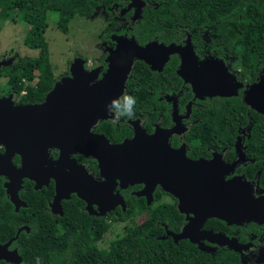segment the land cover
<instances>
[{
	"label": "trees",
	"instance_id": "obj_1",
	"mask_svg": "<svg viewBox=\"0 0 264 264\" xmlns=\"http://www.w3.org/2000/svg\"><path fill=\"white\" fill-rule=\"evenodd\" d=\"M102 3L109 7L114 3L124 5L123 0H0V17L3 19L16 21L11 17L14 12L26 11L31 15L24 43L39 49L36 57L22 58L6 67L9 91L18 103H41L58 81L44 37L48 12L57 13V28L67 33L73 16L89 17ZM154 3L156 6L143 8L141 17L129 29L115 31L116 23L108 20L103 34L134 35L141 45L191 38L201 45L208 44L213 59L228 61L232 57L234 66L242 69V78L252 82L259 80L257 77L261 74L264 77V0H154ZM242 57H246L247 65L242 63ZM65 73L68 74V70ZM143 74L155 77L158 73L137 61L127 83L136 81ZM243 87L247 86L242 83L236 96L208 99L209 120L205 126L214 132V145L229 150H232L238 130L248 129L242 147L253 159L246 166H239L236 172L250 179L259 171L258 185L264 189V115L243 102ZM24 89L26 92L22 94ZM202 126L199 122L198 127ZM108 127L110 130L106 131ZM99 131L114 140L122 137L109 121H102ZM51 153L57 155L56 150ZM90 167L94 170V160ZM140 187L136 184L122 191L125 210L117 207L106 216L89 214L84 201L75 194L62 201V215L49 213L47 218L44 214L39 218L35 215L33 221L28 222L29 232L22 231L15 241L22 257L21 264H37V258L39 264H264V260L253 263L242 252L227 247L200 249L187 239L175 242L166 234L165 226L170 231H179L185 222L184 215L178 211L175 202L157 200L156 192L149 205L144 197L130 193ZM136 216L143 217L141 222L124 226L122 233L107 247L98 246L112 223L125 222ZM263 223L250 220L227 224L217 217H209L206 225L223 231L227 237L239 236L240 241L245 242L251 232L259 234ZM261 255L264 256V248ZM0 264L6 263L0 261Z\"/></svg>",
	"mask_w": 264,
	"mask_h": 264
},
{
	"label": "water",
	"instance_id": "obj_2",
	"mask_svg": "<svg viewBox=\"0 0 264 264\" xmlns=\"http://www.w3.org/2000/svg\"><path fill=\"white\" fill-rule=\"evenodd\" d=\"M139 2L143 4L141 0ZM141 12V7L134 10L130 17L131 25L141 17ZM113 39L116 46L108 53L107 69L102 78L97 79L100 67L87 68L85 60L77 57L70 63L69 76L56 81L41 103L16 104L13 94L0 97V145L5 148L3 156L7 158L18 153L21 156L22 176L34 178L37 182L41 177L33 169L40 168L50 160V177L55 181V195L51 203L53 214H63L61 200L69 198L71 193L86 203L89 214L106 216L117 206L124 211L126 203L121 194L115 191L117 185L125 189L129 185L143 184L144 187L134 194L144 196L149 205L153 190L160 183L166 191L179 198L178 209L181 213H193L179 233L165 226L166 234L175 242L186 238L204 249L207 247L202 239L206 238L242 252L247 245L236 238L212 231L196 234L209 217H217L227 224H242L250 220L261 222L255 217L259 202L252 197V186L243 176L215 183L245 160L239 137L235 143L238 159L231 164H224L222 160L217 162L214 158L204 163L189 161L185 167H177L174 163L171 167H159L158 153L173 151L165 141L159 142L157 130L148 136L134 123V136L121 143H110L104 135L93 131L98 120L110 118L105 106L123 93L135 58L143 60L152 69H158V58L164 61L170 53L179 51L190 54L192 48L189 39L185 47L174 44L165 46L156 41L140 45L133 36L114 35ZM12 63L11 58H0V68ZM222 67L227 76L223 75L216 82L196 80L192 83L194 90L197 91V86L201 88L203 84L207 96H236L242 83ZM243 102L264 115L262 74L257 82L245 89ZM50 149L58 150L57 159H52ZM74 154L95 158L102 180L94 179L84 166L77 164L71 158ZM2 258L11 264H21L22 261L18 255L16 258L0 255Z\"/></svg>",
	"mask_w": 264,
	"mask_h": 264
},
{
	"label": "flooded vegetation",
	"instance_id": "obj_3",
	"mask_svg": "<svg viewBox=\"0 0 264 264\" xmlns=\"http://www.w3.org/2000/svg\"><path fill=\"white\" fill-rule=\"evenodd\" d=\"M135 1L136 2H133L132 0H123L124 5L114 3L113 6L110 7L102 3L98 8H102L104 10L103 12L107 20H110V22L114 21L116 23L115 31L122 28L129 29L132 27L130 17L133 15V12L137 7H141V10H143L146 6H156L154 0H141L143 4H141L139 0ZM114 35L126 38H130L132 36L134 37V35H128L126 33H110L105 36L102 32L99 35V48L102 50V54L96 59V61H94V66L90 67V69L100 67L97 79L102 78L107 69L106 58L108 53L111 48H115L116 46V41L113 39ZM189 41H191L189 43L192 48L190 54L184 51H179L170 53L164 61L158 58V69H152L151 66L143 60L135 58L123 90V93H127L128 95L135 97L137 101L134 109L135 119L129 120L127 117H122L118 126H113L110 123L114 129L119 132V135L122 134V137L119 140L111 139L105 132L99 131V124L102 121H109L110 118L98 120L93 128L94 133L104 135L110 143H121L125 139H130L134 136V123L137 126H140L148 136H152L157 130L159 134V142L162 143L165 141L168 148H171L173 151L172 153H163L162 151L158 153L157 160L159 167H171L173 163L177 167H185L184 165L189 161H201L204 163L211 161L214 158L217 162L222 160L224 164H231L236 161L238 159V155L235 142L239 137L243 143L248 129L238 130V133L234 138L232 150H229L228 147L214 145V132H211L205 126V122L209 120L207 102L211 97L204 94L203 84L201 88L198 85L197 91H195L192 83L196 82V80H210L216 82L223 77V75L227 76L222 65L225 67L227 72L231 73L236 78L237 82L241 81L244 86L246 85L248 87L250 84L257 82L258 80L256 79L257 81L250 82L247 78H242V69L241 67L237 68L234 66V59L232 57L228 61H223L215 57V59H213L211 58L210 52L207 48L208 44L201 45L198 41L194 42L191 38ZM159 43H162V45L165 46L174 44L179 47H185L188 44V40L183 39L180 42L174 43ZM0 58L3 59L8 57ZM137 61H142V63L147 66L148 70L157 72V76L154 77L149 75L146 77L143 74L136 81L127 83L131 78V71ZM67 70L68 74L65 73ZM67 70L64 72L65 74L63 73V75L58 76V80L64 76H69V69ZM257 78L259 79L260 77ZM155 87L157 90L153 91ZM245 89L243 90L245 91ZM7 90L4 93H1L2 91H0V97L13 94ZM243 90L242 92L244 94ZM13 99L16 104H21L18 103L14 94ZM199 122L203 123L201 128L198 127ZM109 130L110 129L108 127L106 131ZM241 149L244 152L245 160L237 164L233 172L215 183L218 184L220 181L225 182L237 176H243V178L251 184L252 192L254 189V194L262 195L264 194V189L260 188L258 185L259 171H256L250 179H247L244 174L236 172V169L239 166H246L251 162V159H253L252 157L246 155L244 147L241 146ZM52 150L56 149L49 150L52 159L55 160L58 158V150H56V156L52 155ZM3 155H5V148L0 145V255L7 256L9 258H16V255L20 257L21 255L15 245V241L22 231L29 232L31 227L28 222H32L35 215L39 218L42 214L46 217L49 213H52L51 203L55 195V181L50 177V160L46 163L44 162L40 168L36 167L33 169L35 173H38V177H41L39 182H37L34 178L22 176L20 172L22 167L21 156L18 153H15L11 157L8 156L7 158ZM71 158H74L77 164L84 166L86 171L91 174L94 179L102 180L100 178L95 158L85 157L81 154H74ZM92 160H94V170L90 167ZM95 166L97 169H95ZM32 174L34 173L32 172ZM37 184L39 185L38 187H36ZM138 185H141V187L137 190H131L130 193L134 194V192L139 191L144 187L143 184ZM130 186L132 185L122 189L117 185L115 191H118L123 197L122 191H126ZM51 187L53 189L52 195ZM155 192L157 194V200L175 202L176 208L178 209L179 198L166 191L160 183H157L153 190L152 201L154 200ZM72 194L75 193H71L69 198ZM67 199L61 200V206L62 201ZM85 207L86 203L84 205V208ZM93 208L95 209L96 206L93 205ZM182 214L184 215L185 222L181 225L179 231L175 232L171 230L174 233H179L182 227L188 222V217L193 216L192 212ZM207 219L203 226L196 231V234L201 233L202 231H212L216 234L222 233L226 235L223 231L214 230L210 226L206 225ZM229 238H236L240 241L239 236L231 235ZM202 240L204 246L210 249L217 250L218 248L226 247L215 242H210L206 238ZM242 244L247 245V247L242 250L243 255L247 259H250L253 263H257L258 260L263 261L264 256L261 255V251L264 248V223L260 227L258 235L251 232L248 235V240L242 242ZM0 261L6 264H11L10 261L3 258L0 259Z\"/></svg>",
	"mask_w": 264,
	"mask_h": 264
},
{
	"label": "rangeland",
	"instance_id": "obj_4",
	"mask_svg": "<svg viewBox=\"0 0 264 264\" xmlns=\"http://www.w3.org/2000/svg\"><path fill=\"white\" fill-rule=\"evenodd\" d=\"M103 11L102 8H97L89 17L73 16L69 21L67 33H63L57 28V13L48 12L44 37L48 44V56L54 76L63 75L70 63L77 57L85 60L87 68L94 66V61L102 54V50L99 48V35L105 30L108 22ZM11 17H14L16 21L0 17V57L11 58L13 62L26 57H36L39 54V49L30 48L24 43L28 31L27 23L31 15L24 11L20 14L14 12ZM242 63L248 64L246 57H242ZM6 67L0 69L1 93L10 89L8 86L9 73L6 72ZM252 197L259 202L255 217L257 220L264 221V194L256 195L253 189ZM142 219V216H136L125 222L112 223L98 242V246L107 247L112 239L122 233L124 226L139 223Z\"/></svg>",
	"mask_w": 264,
	"mask_h": 264
},
{
	"label": "clouds",
	"instance_id": "obj_5",
	"mask_svg": "<svg viewBox=\"0 0 264 264\" xmlns=\"http://www.w3.org/2000/svg\"><path fill=\"white\" fill-rule=\"evenodd\" d=\"M136 99L127 93H122L120 97L112 99L108 105H106V111L110 114L109 122L113 126H118L122 117H127L129 120L135 119V107ZM37 264H39V258H37Z\"/></svg>",
	"mask_w": 264,
	"mask_h": 264
},
{
	"label": "built area",
	"instance_id": "obj_6",
	"mask_svg": "<svg viewBox=\"0 0 264 264\" xmlns=\"http://www.w3.org/2000/svg\"><path fill=\"white\" fill-rule=\"evenodd\" d=\"M30 84L32 85V84H34V82H31ZM25 92H26V90L24 89V90L22 91V94H24Z\"/></svg>",
	"mask_w": 264,
	"mask_h": 264
}]
</instances>
